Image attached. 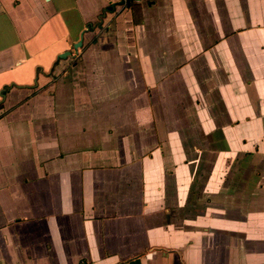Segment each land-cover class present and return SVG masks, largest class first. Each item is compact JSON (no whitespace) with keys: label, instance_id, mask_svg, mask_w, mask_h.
Here are the masks:
<instances>
[{"label":"crops","instance_id":"obj_1","mask_svg":"<svg viewBox=\"0 0 264 264\" xmlns=\"http://www.w3.org/2000/svg\"><path fill=\"white\" fill-rule=\"evenodd\" d=\"M120 2L0 0V264H264V0Z\"/></svg>","mask_w":264,"mask_h":264},{"label":"water","instance_id":"obj_2","mask_svg":"<svg viewBox=\"0 0 264 264\" xmlns=\"http://www.w3.org/2000/svg\"><path fill=\"white\" fill-rule=\"evenodd\" d=\"M120 4H122V2H120ZM78 46H81V42H79V44L77 45V47ZM76 46H75V48H77ZM62 57H64V56H62Z\"/></svg>","mask_w":264,"mask_h":264},{"label":"built area","instance_id":"obj_3","mask_svg":"<svg viewBox=\"0 0 264 264\" xmlns=\"http://www.w3.org/2000/svg\"><path fill=\"white\" fill-rule=\"evenodd\" d=\"M126 0H121L122 3H125Z\"/></svg>","mask_w":264,"mask_h":264}]
</instances>
